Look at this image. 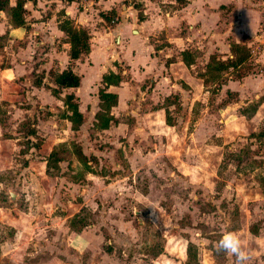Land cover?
Returning <instances> with one entry per match:
<instances>
[{
	"label": "crops",
	"instance_id": "1",
	"mask_svg": "<svg viewBox=\"0 0 264 264\" xmlns=\"http://www.w3.org/2000/svg\"><path fill=\"white\" fill-rule=\"evenodd\" d=\"M24 8L21 27H12L0 12V113L11 125L32 116L36 135L52 126L48 140L53 137L56 146L72 133L65 96H73L82 118L78 130L87 145L81 144V153L87 165L92 157L94 172L81 173L78 184L68 180L59 193L68 198L77 189L82 201L90 191L99 196L108 189L100 181L112 183L117 178L114 172L124 170L123 162L129 178L142 165L152 164L148 167L155 172V166L166 167L169 175L187 181L194 197L204 194L205 201H213L212 195L222 193L211 188L219 179L220 165L226 153L234 154L227 168L231 182L224 187V210L230 213L222 232L241 235L250 257L246 264H264L262 0H35ZM64 17L89 36V52L76 60L69 58L70 45L58 28ZM239 49L247 51L246 59L235 58ZM245 60L255 69L237 76L235 69ZM218 63L231 66L217 71ZM66 69L79 76L80 83L59 89L53 78ZM230 69L234 70L224 71ZM210 72H217V81L227 77L213 98L207 83ZM109 73L120 77L119 83L106 87L117 101L108 112V127L94 129L100 111L98 91ZM7 138L0 139V146L9 143ZM247 160L252 166L237 165ZM89 179L95 181L84 182ZM119 181L111 184L116 193ZM220 199H215L217 205ZM79 202L73 204L81 209L84 203ZM212 205L206 216L217 223L222 213L220 206ZM96 227L93 224L79 236L100 237Z\"/></svg>",
	"mask_w": 264,
	"mask_h": 264
},
{
	"label": "rangeland",
	"instance_id": "2",
	"mask_svg": "<svg viewBox=\"0 0 264 264\" xmlns=\"http://www.w3.org/2000/svg\"><path fill=\"white\" fill-rule=\"evenodd\" d=\"M247 54L239 49L235 58L244 60ZM249 63L253 64L248 61L240 69L236 68V75L255 69ZM231 70L234 69L224 71ZM215 73H208L207 80L212 98L219 93L213 91L221 90L227 80L223 77L217 81ZM247 108L252 109L251 105ZM0 121L4 127L0 139H13L12 143L9 138V143L0 146V264H235L234 257L215 250L225 229V215L230 213L224 210L227 205L224 187L231 182L227 168L234 154L226 153L219 168V179L211 187L222 192L221 196L212 195L213 201L207 199L208 203L204 194L194 197L195 192L187 186V181L169 175L166 167L155 166V172L148 167L152 164L142 165L129 178L128 164L123 162L124 170L114 172L117 178L112 183L100 181L108 188L103 189L105 193L98 196L90 191L82 201L77 189L71 188L68 198L59 193L65 191L62 186L68 180L78 184L81 173L94 172L91 156H88V165L76 163L75 151L81 153V144L87 146L78 128L67 135L65 143L52 146L53 137L48 140V132L55 129L45 126L36 135L32 116L11 125L0 113ZM94 133L89 132L87 137L92 139ZM245 156L248 157L246 152ZM251 162L237 165L250 167ZM162 169L166 170L165 174H161ZM110 170L104 169V172L109 175ZM68 172L69 175L65 174ZM118 181L120 192L116 193L118 190L111 189V184ZM261 182L264 184V176ZM215 199H220V205ZM74 200L87 207L80 209L73 204ZM213 202L220 206L218 210L222 213L217 223L206 216L212 212ZM93 224L99 229L100 237L79 236Z\"/></svg>",
	"mask_w": 264,
	"mask_h": 264
},
{
	"label": "trees",
	"instance_id": "3",
	"mask_svg": "<svg viewBox=\"0 0 264 264\" xmlns=\"http://www.w3.org/2000/svg\"><path fill=\"white\" fill-rule=\"evenodd\" d=\"M11 0H0V12H3L8 20V23L12 27H21L25 25V8L24 5L27 1L34 2L35 0H13L14 5L10 4ZM183 2L184 0H178ZM136 8H139L136 6ZM63 15V14H62ZM64 16V15H63ZM114 17L113 13L107 18L110 21ZM58 28L66 37V41L70 45L69 58L72 60L78 59L82 54H87L89 52V36L86 30L82 28H76L73 23L64 17L62 21L59 22ZM215 70L221 71L231 66L230 64H215ZM54 83L59 89L75 88L80 83V77L73 73L71 69H66L61 73L54 76ZM120 82V77L109 73L103 77L104 88L98 91V97L100 100V111L96 115L97 123L96 127L98 129H106L109 125L110 119L108 118V112L116 104L117 98L114 94L107 93L106 87L110 84H117ZM56 92V91H54ZM65 104L71 115L69 116L70 122L72 123V130L76 131L78 126L82 122L81 115L77 110V105L73 101L72 95L65 96ZM76 158L79 162L86 163L85 156L78 150L75 151ZM55 157V154H52Z\"/></svg>",
	"mask_w": 264,
	"mask_h": 264
},
{
	"label": "clouds",
	"instance_id": "4",
	"mask_svg": "<svg viewBox=\"0 0 264 264\" xmlns=\"http://www.w3.org/2000/svg\"><path fill=\"white\" fill-rule=\"evenodd\" d=\"M217 253H225L235 258V264H246L250 259L246 250V243L236 231L225 230L216 242Z\"/></svg>",
	"mask_w": 264,
	"mask_h": 264
},
{
	"label": "built area",
	"instance_id": "5",
	"mask_svg": "<svg viewBox=\"0 0 264 264\" xmlns=\"http://www.w3.org/2000/svg\"><path fill=\"white\" fill-rule=\"evenodd\" d=\"M262 4H263V6H264V0H262Z\"/></svg>",
	"mask_w": 264,
	"mask_h": 264
},
{
	"label": "water",
	"instance_id": "6",
	"mask_svg": "<svg viewBox=\"0 0 264 264\" xmlns=\"http://www.w3.org/2000/svg\"><path fill=\"white\" fill-rule=\"evenodd\" d=\"M10 198H13V196L11 195Z\"/></svg>",
	"mask_w": 264,
	"mask_h": 264
}]
</instances>
